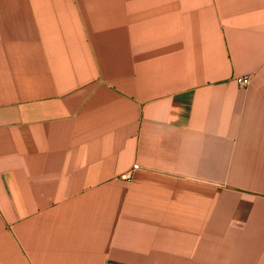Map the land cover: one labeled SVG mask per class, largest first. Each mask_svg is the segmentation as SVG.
<instances>
[{
    "label": "crops",
    "instance_id": "crops-1",
    "mask_svg": "<svg viewBox=\"0 0 264 264\" xmlns=\"http://www.w3.org/2000/svg\"><path fill=\"white\" fill-rule=\"evenodd\" d=\"M0 264H264V0H0Z\"/></svg>",
    "mask_w": 264,
    "mask_h": 264
},
{
    "label": "built area",
    "instance_id": "built-area-1",
    "mask_svg": "<svg viewBox=\"0 0 264 264\" xmlns=\"http://www.w3.org/2000/svg\"><path fill=\"white\" fill-rule=\"evenodd\" d=\"M239 81H240L241 84L246 85V84H248L250 82V79H249V77H244V78H240ZM137 167H138L137 165L134 166V169H136ZM129 177H130V174L129 175H124L123 179H127Z\"/></svg>",
    "mask_w": 264,
    "mask_h": 264
}]
</instances>
